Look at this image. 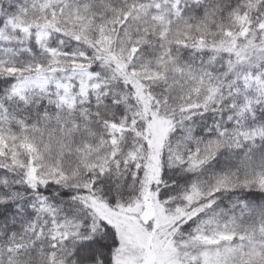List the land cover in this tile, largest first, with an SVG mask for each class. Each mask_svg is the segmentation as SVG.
<instances>
[{
  "label": "snow or ice",
  "instance_id": "1",
  "mask_svg": "<svg viewBox=\"0 0 264 264\" xmlns=\"http://www.w3.org/2000/svg\"><path fill=\"white\" fill-rule=\"evenodd\" d=\"M0 264H264V0H0Z\"/></svg>",
  "mask_w": 264,
  "mask_h": 264
}]
</instances>
